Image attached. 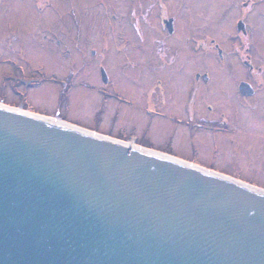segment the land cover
Returning a JSON list of instances; mask_svg holds the SVG:
<instances>
[{
    "label": "water",
    "instance_id": "1",
    "mask_svg": "<svg viewBox=\"0 0 264 264\" xmlns=\"http://www.w3.org/2000/svg\"><path fill=\"white\" fill-rule=\"evenodd\" d=\"M0 264H264V189L0 103Z\"/></svg>",
    "mask_w": 264,
    "mask_h": 264
},
{
    "label": "rangeland",
    "instance_id": "2",
    "mask_svg": "<svg viewBox=\"0 0 264 264\" xmlns=\"http://www.w3.org/2000/svg\"><path fill=\"white\" fill-rule=\"evenodd\" d=\"M94 6L95 0H0V103L133 142L264 189V87L249 102L230 100L217 58L201 52L200 59L192 62L198 64L205 56L213 65V80L210 91L197 94L215 110L192 113L191 126L176 123L174 114L166 109L160 111L168 116L150 118L141 91L156 92L157 79L163 73L149 69L153 58L142 51L145 44L153 49L158 45L157 24L143 40L119 22H115L117 34L106 30L105 35ZM204 18L200 28H207L208 14ZM85 39L97 53L90 54V64L81 70L83 57L74 46L81 48ZM71 47L73 51L68 53ZM131 60L136 62L135 68H129ZM101 64L111 74L112 87L103 86L100 80ZM132 73L140 85L132 80ZM175 85L181 95L190 83ZM102 88L124 95L131 104L116 113L118 96L104 94ZM192 114L183 113L180 118L187 120ZM222 114L229 123H222ZM167 142L171 148L166 147Z\"/></svg>",
    "mask_w": 264,
    "mask_h": 264
},
{
    "label": "flooded vegetation",
    "instance_id": "3",
    "mask_svg": "<svg viewBox=\"0 0 264 264\" xmlns=\"http://www.w3.org/2000/svg\"><path fill=\"white\" fill-rule=\"evenodd\" d=\"M95 5L105 35L108 34L106 30L111 35L117 34L115 22H119L127 27L130 34L143 40L145 36H151L152 26L157 24L156 32L160 35L158 45L154 49L148 44L143 45L142 54L153 58L149 69L160 71L163 75L157 79V93L153 89L142 93L139 86L148 103L146 114L150 118L168 116V113L160 111L166 109L174 114L176 123L191 126L195 120L192 113L205 110L212 113L215 110L212 103L202 100L197 94L198 91H210L213 80V65L204 59V55L202 61L199 60L202 68L199 69L198 61L199 65L192 62L193 58L200 59L201 52H211L217 58L216 65L223 74L222 80L227 81L226 95L230 100L249 102L261 93L260 89L264 87V0H95ZM207 14V28H200ZM57 43L60 45V41ZM67 50L68 53L73 51L72 47ZM74 50L82 54L84 63L81 70L85 64H90V54L96 56L97 53V49L87 45L86 39L81 48L75 44ZM135 64L131 60L128 66L135 68ZM192 65L197 70H193ZM99 67L103 86L112 87L108 68L103 64ZM103 70L107 82L103 80ZM132 80L140 85L136 77ZM178 82L190 83L189 88L180 92L181 95L175 85ZM101 92L118 96L116 113L123 105L131 104L124 95L113 90L108 93L103 89ZM196 106L198 109H195ZM185 111L192 114L187 120L180 118L183 113L186 114ZM221 117L224 125L229 123L225 114ZM167 143L166 147L171 148L170 142Z\"/></svg>",
    "mask_w": 264,
    "mask_h": 264
},
{
    "label": "bare ground",
    "instance_id": "4",
    "mask_svg": "<svg viewBox=\"0 0 264 264\" xmlns=\"http://www.w3.org/2000/svg\"><path fill=\"white\" fill-rule=\"evenodd\" d=\"M6 106H7V105H6ZM8 107H9V106H8ZM10 108H13V107H10ZM14 109H15V110H18V111H19V110H20V111L23 110V109H21V108H15V107H14ZM24 111H25V110H24ZM52 120L60 121V119H54V118H52ZM62 121H63V120H62ZM126 144H127V145H135L133 142H129V143H126Z\"/></svg>",
    "mask_w": 264,
    "mask_h": 264
}]
</instances>
